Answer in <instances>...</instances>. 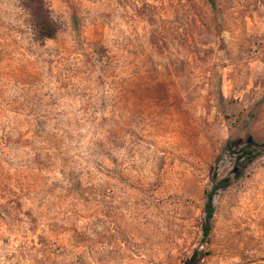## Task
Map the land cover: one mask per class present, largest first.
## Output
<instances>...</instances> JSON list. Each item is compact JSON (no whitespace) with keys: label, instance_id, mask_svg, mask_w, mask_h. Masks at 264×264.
Returning a JSON list of instances; mask_svg holds the SVG:
<instances>
[{"label":"rangeland","instance_id":"374dc122","mask_svg":"<svg viewBox=\"0 0 264 264\" xmlns=\"http://www.w3.org/2000/svg\"><path fill=\"white\" fill-rule=\"evenodd\" d=\"M249 139L264 0H0V264H264V154L224 164Z\"/></svg>","mask_w":264,"mask_h":264},{"label":"trees","instance_id":"16d2710c","mask_svg":"<svg viewBox=\"0 0 264 264\" xmlns=\"http://www.w3.org/2000/svg\"><path fill=\"white\" fill-rule=\"evenodd\" d=\"M40 15L36 19L35 27L37 29V39L40 42L52 39L55 37L58 27L53 19L50 17L48 11L44 8V3H39ZM232 146L233 149L230 147ZM225 154L229 157L227 161L232 162L233 167L237 168V176H240L242 169L259 158L264 154V143H256L252 140L246 141L244 144L228 143L224 150ZM228 186L225 179H218L216 174L211 175L210 190L205 193V206H204V226L202 228L203 239L207 238L210 232V221L214 213V197L217 192L223 191ZM200 258V253L196 250L190 259L189 264H194Z\"/></svg>","mask_w":264,"mask_h":264}]
</instances>
